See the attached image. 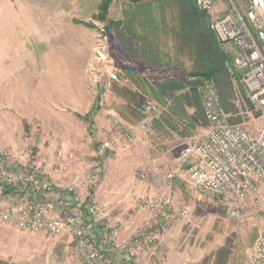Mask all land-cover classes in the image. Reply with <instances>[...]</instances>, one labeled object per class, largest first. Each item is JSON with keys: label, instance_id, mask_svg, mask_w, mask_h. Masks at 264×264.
Listing matches in <instances>:
<instances>
[{"label": "rangeland", "instance_id": "374dc122", "mask_svg": "<svg viewBox=\"0 0 264 264\" xmlns=\"http://www.w3.org/2000/svg\"><path fill=\"white\" fill-rule=\"evenodd\" d=\"M103 1L0 0V149H31L32 161L56 183L68 184L89 169H98L97 193L100 189L106 199L110 197L116 223L126 218L140 226L147 217L136 206L141 197H170L171 215L189 211L175 224L170 217L162 223L170 226L166 241L175 264L183 258L184 264H248L264 228V181L237 214L191 185L182 153L206 135L208 126L192 127L176 115V125L160 122L169 104L148 95L136 102L142 117L127 110L118 89L133 87L125 70L151 68L152 63L143 61L145 54L138 58V45L125 31L134 18L129 0H111L106 12L101 9ZM234 2L245 15V3ZM231 6V0H215L208 12L211 25ZM152 10L161 13L158 7ZM170 12L179 20V8L173 6ZM170 12L165 11V19L172 18ZM138 16L139 21L148 19ZM170 36L161 37L164 43L156 45L160 67H155L159 71L155 80L186 76L191 66L186 56L176 61ZM223 46L235 55L233 44ZM208 81L215 84L220 97L212 80H205L200 90ZM235 87L237 113L224 109L226 120L243 124L257 135L264 127L263 111L248 104L239 86ZM150 102L152 110L147 108ZM234 116L240 120L231 122ZM114 118L124 121L134 141H125L113 129L118 142L102 152V132L112 128ZM154 231L162 232L160 224ZM160 256L165 261V252L161 250ZM0 260L4 264H77L70 235L34 233L2 223Z\"/></svg>", "mask_w": 264, "mask_h": 264}, {"label": "built area", "instance_id": "2783aa9c", "mask_svg": "<svg viewBox=\"0 0 264 264\" xmlns=\"http://www.w3.org/2000/svg\"><path fill=\"white\" fill-rule=\"evenodd\" d=\"M242 1L245 15L231 0V8L214 19L211 27L220 42L235 46L234 68L242 72L250 100L264 114V0ZM196 2L200 10L210 12L215 0ZM201 92L209 125L206 135L182 153L187 178L200 194L221 200L237 214L264 181V127L254 135L243 124L228 122L213 82H205ZM147 108L155 107L150 102ZM113 129L125 141H134L124 121L114 118L112 128L102 132V152L118 142ZM32 154L31 149H0V223L34 233L70 235L77 264H164L154 227L169 217L180 221L188 215L187 209L171 215L170 197L147 194L136 204L147 217L128 238L120 239L128 221L116 223L112 207L107 208L99 199L98 169H89L63 185L52 181L32 161ZM99 234L107 244L105 249L100 246ZM248 264H264V228Z\"/></svg>", "mask_w": 264, "mask_h": 264}, {"label": "trees", "instance_id": "16d2710c", "mask_svg": "<svg viewBox=\"0 0 264 264\" xmlns=\"http://www.w3.org/2000/svg\"><path fill=\"white\" fill-rule=\"evenodd\" d=\"M111 0H104L101 9L107 11ZM132 9V19L127 22L125 31L132 34L137 46L138 58L140 54L143 61L160 67L159 47L164 43V36L173 39V50L176 61L186 56L191 66L187 69L186 76H172L160 80L143 78L135 69H126L125 76L130 79L133 87H119V91L126 99V108L133 115L140 113L136 102L141 95H148L168 105L169 112H164L160 122L174 123L175 115L186 119L190 126L207 127L209 121L205 114L203 94L200 90L205 80L216 83L224 109L228 113H237L235 103L236 84L239 86L245 100L250 105H255L249 96L245 85L242 83V72L234 68V57L225 50L222 42L217 38L211 27V18L208 11L198 8L196 0H129ZM179 8L178 16L170 12L172 7ZM158 7L161 13L152 10ZM168 10L171 19H165L164 13ZM138 14L148 16L147 20L139 21ZM139 28L143 29V33ZM124 31V32H125ZM163 34V36H162ZM140 49V53H139ZM188 109H192L188 112ZM239 117L230 118L231 122H238ZM0 264H4L0 260Z\"/></svg>", "mask_w": 264, "mask_h": 264}, {"label": "crops", "instance_id": "0c3cea01", "mask_svg": "<svg viewBox=\"0 0 264 264\" xmlns=\"http://www.w3.org/2000/svg\"><path fill=\"white\" fill-rule=\"evenodd\" d=\"M234 51L236 52V48L234 46ZM142 62V61H141ZM152 65V64H151ZM159 71L157 68H155V66L152 65L151 68H146V66H141L140 68H138V71L137 73L139 75H141L143 78H147L149 80H155V74H157ZM129 81V80H128ZM59 184H62V183H59ZM63 185H66V184H63ZM98 194V197L99 199L101 200V202L107 207V208H111V204L109 203V199H106V197L103 195V193L100 191L99 189V192L97 193ZM108 203V204H107ZM113 219V218H112ZM126 220V218H125ZM128 221V226L126 228H124L120 234H119V238L120 239H124V238H128L132 233H133V230L137 227L136 224H133L132 223V220L130 219H127ZM173 222L174 224L177 223L178 221L174 222V221H171ZM160 227L162 229V232L159 234L161 235V241H160V253H161V250L162 252L164 253L165 252V261H164V264H175L173 263V259H174V256L175 254L172 253V251H170L169 249V244L167 243V235L169 234V229H170V226L167 225V226H164L162 223L160 224ZM101 234H99V238L101 240L100 242V246L102 248H107V244L106 242L103 240V237L101 238ZM164 242V243H163ZM166 242V243H165ZM165 246V247H164ZM116 258H119L117 255H116ZM185 263V259L183 258L181 263L180 264H184Z\"/></svg>", "mask_w": 264, "mask_h": 264}]
</instances>
